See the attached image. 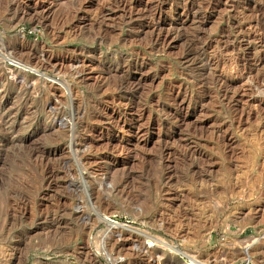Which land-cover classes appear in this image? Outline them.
<instances>
[{"label": "rangeland", "instance_id": "obj_1", "mask_svg": "<svg viewBox=\"0 0 264 264\" xmlns=\"http://www.w3.org/2000/svg\"><path fill=\"white\" fill-rule=\"evenodd\" d=\"M0 264H264V0H0Z\"/></svg>", "mask_w": 264, "mask_h": 264}, {"label": "bare ground", "instance_id": "obj_2", "mask_svg": "<svg viewBox=\"0 0 264 264\" xmlns=\"http://www.w3.org/2000/svg\"><path fill=\"white\" fill-rule=\"evenodd\" d=\"M12 62H14V64H16V66H18V67H21V68H25V69H27V70H31V71H36L35 69H33V68H31V67H29V66H27V65H23L22 63H20V62H17V61H12ZM20 68V69H21ZM19 69V68H18ZM107 220V221H109V223L110 224H112V225H114L115 223H116V221L115 220H113V219H111L109 216H104L103 217V220ZM110 226V225H109ZM105 242V241H104ZM99 242L97 241V246L99 245V248L101 247L102 249H104L105 250V252H106V255L110 258V260L111 261H113L114 262V260L115 259H113L112 257H111V255L108 253V251L106 250V248H105V246H104V243H103V241H102V245H101V243L100 244H98ZM96 244V243H95ZM86 245V244H85ZM130 247V246H129ZM140 247V246H139ZM144 248H145V246H144ZM144 250V249H143ZM83 252V251H82ZM141 254V253H140ZM75 255V254H74ZM85 256V255H84ZM90 257V256H89ZM88 259V258H87Z\"/></svg>", "mask_w": 264, "mask_h": 264}]
</instances>
